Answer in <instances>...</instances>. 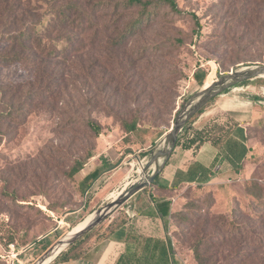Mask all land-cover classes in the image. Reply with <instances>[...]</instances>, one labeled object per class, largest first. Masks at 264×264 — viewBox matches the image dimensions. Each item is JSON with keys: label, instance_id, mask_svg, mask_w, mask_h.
<instances>
[{"label": "rangeland", "instance_id": "obj_1", "mask_svg": "<svg viewBox=\"0 0 264 264\" xmlns=\"http://www.w3.org/2000/svg\"><path fill=\"white\" fill-rule=\"evenodd\" d=\"M28 1L33 4L40 2L45 7V0ZM176 1L181 13L161 5L153 29L139 36L136 42L141 45L145 40H153L164 27L167 28L165 31L181 40L167 58L178 88L171 115L155 126L140 121L137 129L126 133L118 119L100 105L91 116L101 124V133L96 137H87L83 128L79 127L61 133L55 114L37 110L30 113L22 124L12 127L7 135L0 137V214L8 218L2 225L1 237L6 242H14L18 249L26 247L19 256L24 264H32L48 248L42 250L44 240H37L47 236L52 243L56 242L96 208L115 197L112 193L120 192L136 180L158 135L169 130L176 110L203 84L217 79L225 71L264 63V30L258 32L253 29L245 34L249 22L238 20L244 10H252L255 5L264 15V0ZM133 10L137 12L138 9ZM192 15L197 17L199 28ZM257 33L260 34L255 36ZM104 39L96 43L84 58L94 61L100 57V61L106 62L109 68L114 67L109 51L104 48ZM92 65L93 75L87 76L88 84H84L83 77L86 76L81 72L75 89L70 87L68 90L69 95L77 97V100L88 92V96L97 92L100 69L93 62ZM197 70L205 72L203 82L195 79L194 72ZM30 76L24 64L0 63V85L24 82ZM236 96L251 100L247 102V107H243L254 108L256 117L252 124H257L248 128V160L252 165V176L246 185L262 186L264 189V77L227 89L209 100L204 109ZM145 101L144 97L138 102L131 99L126 106L142 107ZM87 153L91 156L84 161L83 169L69 177V166L78 156L83 158ZM96 173L89 187L82 189V178ZM250 201L253 198L246 196L231 181L219 188L201 185L180 187L168 227L176 250L182 254L186 264H198L192 246L196 238L202 236L201 232L209 239L222 240L226 226L218 218L230 222L232 211L239 207L237 202L246 207ZM247 209L248 206L244 210ZM207 252V264H226L233 245L227 243L214 248L213 256L209 250Z\"/></svg>", "mask_w": 264, "mask_h": 264}, {"label": "trees", "instance_id": "obj_2", "mask_svg": "<svg viewBox=\"0 0 264 264\" xmlns=\"http://www.w3.org/2000/svg\"><path fill=\"white\" fill-rule=\"evenodd\" d=\"M39 3L0 0V63L24 64L31 74L24 82L0 85V137L7 135L12 127L22 124L30 113L37 110L55 114L61 133L79 127L83 128L87 137H96L101 133V124L91 116L100 105L118 119L126 133L137 129L140 121L155 126L158 121L172 114L178 88L167 58L181 40L165 31L167 28L164 27L155 34L153 40H145L141 45L136 42L139 36L153 29L161 5L181 13L176 0H45V7ZM255 6L238 16V20L249 22L245 34L253 29L258 32L264 30V15L259 6ZM109 7L111 11L108 12ZM133 9L138 10L135 12ZM192 16L199 28L197 17ZM196 33L198 35L199 32ZM103 39L104 48L109 51V59L115 64L114 67L109 68L106 62L100 61V57L94 61L84 58ZM92 62L100 69L101 80L97 92L90 96L88 92L77 100V97L69 95L68 90L74 88L81 72L86 76L83 77L84 84H88L87 76L93 75ZM194 77L198 82H203L205 72L197 70ZM143 97L146 101L142 107L126 106L131 99L138 102ZM203 108L188 121L175 146L190 147L199 137L218 141L214 133L218 128L216 123L206 126V129L189 125ZM238 149L242 157L245 154L244 147ZM89 156L90 153L83 158L78 156L69 166L67 175L73 177L79 173ZM97 174L83 177L80 187L86 190ZM169 189L180 187L172 184ZM244 193L253 198L247 204V211L244 210L247 206L243 207L237 202L239 207L232 211L230 222L218 218L226 226L222 240L209 239L201 232L202 236L194 241L192 248L198 264H207V250L213 256L214 248L227 243L233 245V252L226 264H264V189L262 186L245 185ZM116 221L112 220L105 231H110ZM89 237L59 254L53 262L77 257ZM41 240H44L42 250L52 243L47 236L37 241ZM154 243L157 245L160 241L155 240ZM166 256L161 250L157 261L165 262ZM119 260L120 263L124 262L121 256Z\"/></svg>", "mask_w": 264, "mask_h": 264}, {"label": "crops", "instance_id": "obj_3", "mask_svg": "<svg viewBox=\"0 0 264 264\" xmlns=\"http://www.w3.org/2000/svg\"><path fill=\"white\" fill-rule=\"evenodd\" d=\"M250 101L236 96L211 108H203L189 125L206 129V126L216 123L218 128L214 133L218 141L199 137L190 147L175 146L150 185L137 191L105 222L69 248L72 249L90 235L77 257L57 262H53V259L49 264H186L182 254L176 250L168 227L179 190L169 187L177 184L179 187L201 185L219 188L231 181L244 192V186L252 176V165L248 160V128L255 125L252 122L256 117L254 108L249 110L243 107H247ZM243 147L245 154L240 157L238 148ZM114 219L117 221L113 227L105 231ZM99 227L102 230L96 232ZM155 240L160 243L154 245ZM161 250L168 255L162 263L157 261ZM120 256L124 259L122 263L120 260L118 262Z\"/></svg>", "mask_w": 264, "mask_h": 264}, {"label": "water", "instance_id": "obj_4", "mask_svg": "<svg viewBox=\"0 0 264 264\" xmlns=\"http://www.w3.org/2000/svg\"><path fill=\"white\" fill-rule=\"evenodd\" d=\"M258 77H264V63L249 64L231 69L212 80L208 85L203 84L178 108L169 130L154 143L153 148L147 153L136 180L129 186H125L111 200L96 208L80 229L50 244L32 264H49L59 254L65 252L101 224L137 191L150 185L165 166L188 121L213 97L239 83Z\"/></svg>", "mask_w": 264, "mask_h": 264}, {"label": "built area", "instance_id": "obj_5", "mask_svg": "<svg viewBox=\"0 0 264 264\" xmlns=\"http://www.w3.org/2000/svg\"><path fill=\"white\" fill-rule=\"evenodd\" d=\"M7 220L8 218L4 214H0V264H24V260L19 256L26 250V247L18 249L14 242H6L1 237L2 225L6 223Z\"/></svg>", "mask_w": 264, "mask_h": 264}, {"label": "bare ground", "instance_id": "obj_6", "mask_svg": "<svg viewBox=\"0 0 264 264\" xmlns=\"http://www.w3.org/2000/svg\"><path fill=\"white\" fill-rule=\"evenodd\" d=\"M208 84L209 83H205V86L208 85ZM117 194H118V192L116 194L115 193L114 194L112 193L111 195L112 196H114V195L116 196ZM89 217H90V215L87 216L82 222H80L79 224H77L76 226H74L73 229L68 232V234H70L73 231H76V230L80 229L88 221Z\"/></svg>", "mask_w": 264, "mask_h": 264}]
</instances>
